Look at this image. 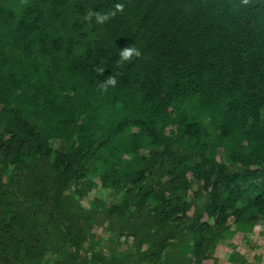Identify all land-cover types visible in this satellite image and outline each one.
Returning <instances> with one entry per match:
<instances>
[{"label": "trees", "instance_id": "16d2710c", "mask_svg": "<svg viewBox=\"0 0 264 264\" xmlns=\"http://www.w3.org/2000/svg\"><path fill=\"white\" fill-rule=\"evenodd\" d=\"M257 225L264 0H0V264H218Z\"/></svg>", "mask_w": 264, "mask_h": 264}, {"label": "rangeland", "instance_id": "374dc122", "mask_svg": "<svg viewBox=\"0 0 264 264\" xmlns=\"http://www.w3.org/2000/svg\"><path fill=\"white\" fill-rule=\"evenodd\" d=\"M93 197L103 198L107 201H117L118 198L112 196L107 189L96 185L83 201L85 205ZM94 232L97 237L106 239L107 233L101 231L100 227H95ZM233 249L239 251L250 263L264 264V233L262 227L257 225L246 236L242 233H236L231 239L219 241L216 245L213 258L218 264H232L228 261V256ZM213 260H206L204 264H212Z\"/></svg>", "mask_w": 264, "mask_h": 264}, {"label": "clouds", "instance_id": "9594fccd", "mask_svg": "<svg viewBox=\"0 0 264 264\" xmlns=\"http://www.w3.org/2000/svg\"><path fill=\"white\" fill-rule=\"evenodd\" d=\"M116 10L117 11L122 10V5H116ZM93 15H95L96 22L100 24L105 23L109 19V16L107 14L100 15L96 11H89L86 15H84L83 17L84 21L91 22ZM112 15H115V12H113ZM116 51H118V59H116L115 61V65L117 69H121L125 63L131 62L133 58H139L141 55L140 50L132 44H129L128 46H125L119 50L116 49ZM94 71L98 75H101L104 72V68L98 67L95 68ZM120 74H121L120 72H116L113 75L107 76L103 82H99L98 85L99 91L101 93H105L108 91L109 88L117 87L118 84L117 76Z\"/></svg>", "mask_w": 264, "mask_h": 264}]
</instances>
